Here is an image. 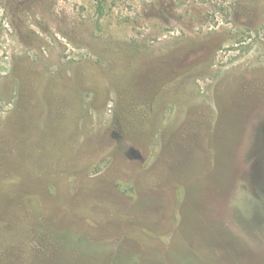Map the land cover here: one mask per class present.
Listing matches in <instances>:
<instances>
[{
  "label": "rangeland",
  "instance_id": "1",
  "mask_svg": "<svg viewBox=\"0 0 264 264\" xmlns=\"http://www.w3.org/2000/svg\"><path fill=\"white\" fill-rule=\"evenodd\" d=\"M0 264H264V0H0Z\"/></svg>",
  "mask_w": 264,
  "mask_h": 264
}]
</instances>
